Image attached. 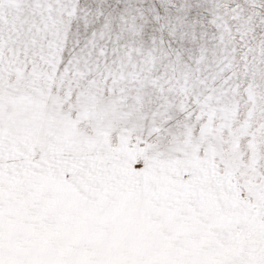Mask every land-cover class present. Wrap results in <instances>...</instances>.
Listing matches in <instances>:
<instances>
[{"label":"snow or ice","instance_id":"obj_1","mask_svg":"<svg viewBox=\"0 0 264 264\" xmlns=\"http://www.w3.org/2000/svg\"><path fill=\"white\" fill-rule=\"evenodd\" d=\"M0 264H264V0H0Z\"/></svg>","mask_w":264,"mask_h":264}]
</instances>
